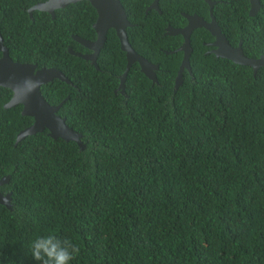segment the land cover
<instances>
[{
	"label": "trees",
	"instance_id": "1",
	"mask_svg": "<svg viewBox=\"0 0 264 264\" xmlns=\"http://www.w3.org/2000/svg\"><path fill=\"white\" fill-rule=\"evenodd\" d=\"M43 1L0 0V34L10 22L14 61L59 68L71 79L57 80L46 96L52 104L70 96L60 113L87 146L46 132L15 144L33 118L20 105L6 109L12 91L0 86V179L9 177L11 192V207L0 204V264H37L29 244L47 232L81 246L72 264H264V67L254 75L250 66L206 54L193 38L194 76L178 89L174 79L150 89V78L139 73L142 86L129 76L134 89L121 104L100 92L106 77L66 49L72 34L95 38L90 2L58 10L74 23L66 30L49 24L44 45L34 41L36 28H15V17H29ZM122 1L125 8L139 2ZM193 1L207 16L209 5ZM250 7V0H223L214 12L230 44L242 40L245 55L259 58L264 3L255 16ZM127 13L148 18L142 7ZM110 35L122 65L126 56ZM130 38L144 48L140 33L130 29ZM109 46L104 61H112Z\"/></svg>",
	"mask_w": 264,
	"mask_h": 264
},
{
	"label": "flooded vegetation",
	"instance_id": "2",
	"mask_svg": "<svg viewBox=\"0 0 264 264\" xmlns=\"http://www.w3.org/2000/svg\"><path fill=\"white\" fill-rule=\"evenodd\" d=\"M46 1L48 0H45L43 2ZM137 1L139 2L132 7H127V9L132 10L133 8L139 9V7H142L148 18L146 19V22H138L133 20L130 17L129 13L125 12L127 20L131 23L130 26H126L129 42L128 48H122L124 44L121 43L120 37L118 36L117 31L114 28H109L106 30V32L102 33V26L97 23V19L94 21H90L96 36L94 39H86L89 42L88 46L82 44L80 41L79 42L82 45L75 41V48L69 45L66 46V49L70 56L76 55L71 54L69 52V49L79 55H87L86 59L91 61H87L81 57L79 58L83 59L87 64L94 68L95 66L93 64H96V61L98 59V65L101 69V74L106 77V81H102V87L99 88L100 92L101 90L108 89L109 92L112 93L113 96L117 98L121 104L124 103L123 99H125V97H128L129 99L131 98V96L127 94V90L134 89V87L127 88L129 76H132L133 80L140 83V85L142 86H145V83H147L146 80L141 78L139 73L145 75V72L147 74V76H145L152 80V84L148 85L150 89H154V84H161V78H165V80L169 83H171L174 79L176 86H182L184 83V79L190 69L191 61L193 60L195 45V42H193V38L196 42L202 40L203 45L208 49V52L218 53L217 46L214 44L215 36H213L211 32L205 27H201L200 23L203 19L207 23H217L218 26H220V23L214 12V7L223 0H211L212 6L209 4L207 16L199 12V7H197L198 3L193 0ZM121 3L122 5H124L123 1ZM34 10L35 9H33L32 5V7L29 8V11L32 12ZM56 10L57 9H55L54 16L47 13L50 16V24L52 28L62 25L65 30L67 28L69 29L74 23L73 20H71V17H68L67 15L57 16ZM199 28H205L206 30H208L213 39L211 41L202 39L200 37L201 32L197 33V30ZM130 29H133L141 34L143 43L139 42V46H143L144 48L139 49L134 46V43L130 38ZM110 30L114 31L118 40L119 49L126 56V63L122 65L115 63V61L113 60V57H115L117 52L113 49H110L114 46L113 44L111 45L112 39ZM176 31H178V33ZM103 36H105V39H103ZM107 43L110 45L107 49V54L108 57L112 58V61H104L101 58V55L105 47L107 46ZM47 47L50 48V45L48 43V36ZM131 49H133V51L128 54ZM4 52L6 53V57L9 56L8 49L3 45H0V59L4 57ZM186 54L190 61V64H184ZM129 56L131 58L130 66H128L129 59L127 60ZM137 57L146 59L152 65V69H148L145 63H140L137 60ZM10 59L12 58L10 57ZM73 61L74 60L71 59L70 63H72ZM177 61H180V63L178 68L175 70ZM109 64L114 65V67L109 68ZM57 78L58 77L48 79L52 93H54V87L58 80ZM74 87L80 93L79 89L81 87ZM104 97H107V95H104ZM68 98H70V96H68ZM19 142H21V140L17 137L15 144H18Z\"/></svg>",
	"mask_w": 264,
	"mask_h": 264
},
{
	"label": "water",
	"instance_id": "3",
	"mask_svg": "<svg viewBox=\"0 0 264 264\" xmlns=\"http://www.w3.org/2000/svg\"><path fill=\"white\" fill-rule=\"evenodd\" d=\"M79 1H88L96 9L98 18L97 23L102 26L101 32H106L109 28H114L120 37L123 49L129 47L128 34L126 26L131 23L126 18L123 5L120 0H48L42 4L36 5L35 8L46 10L54 16L55 9L66 7L70 4ZM211 6L212 1L206 0ZM251 7L249 14L256 15L260 9V0H250ZM201 27L208 29L213 36H215L214 44L217 46L218 57L229 59L236 64L243 66H250L254 70V75L257 70L264 67V55L259 58L247 57L242 48V41L237 47L232 46L223 32L221 26L217 23H207L202 19ZM178 33V31H176ZM105 39V36H103ZM85 42V41H82ZM0 45H3L0 39ZM133 49L130 50L131 53ZM128 66H130V56ZM137 60L146 65L148 69H152V65L144 58L137 57ZM185 64H188V57ZM58 77L65 82H71L66 74L56 68H37L36 64L14 62L6 54L0 59V86L8 88L12 91V98L6 105V108L23 106L22 115L33 118V124L27 129L23 130L19 135L21 140L25 136L35 134L36 132H45V127L50 131L49 136L55 140L63 139L66 141H75L80 148H86V144L82 141L83 135L74 130L66 122L65 118L55 115V112L60 106L50 107L41 97V85L46 79H53ZM38 80L35 86L32 87V82ZM9 178H3L7 181ZM0 202L6 203L10 206L9 196L6 198L0 194Z\"/></svg>",
	"mask_w": 264,
	"mask_h": 264
},
{
	"label": "clouds",
	"instance_id": "4",
	"mask_svg": "<svg viewBox=\"0 0 264 264\" xmlns=\"http://www.w3.org/2000/svg\"><path fill=\"white\" fill-rule=\"evenodd\" d=\"M204 1L209 5V3L206 0H204ZM121 2H122V0H121ZM42 3L43 2H40L38 4H42ZM261 3H264V0H261ZM38 4H36V5H38ZM73 4H76V3H73ZM36 5L33 6V9H35L34 11H32V12L29 11V14H30L29 17H15L14 18V21L17 24L15 26V28L16 29H20V30H22L24 28H36L38 30V32H34V34H33L34 41H35V43H39V44L44 45V39L42 38V35L47 32L46 28L50 24V16L47 13H49L50 15H51V13L46 11V10H40L39 8H35ZM70 5L66 6L65 8L64 7L60 8V9H66ZM123 8H124V11L127 12V8H125L124 5H123ZM60 9L56 10V15L57 16L59 14L58 10H60ZM36 11H41L42 13H36L35 14ZM5 28H6V33L4 35L0 34V39L2 40L3 46L8 49L9 56L12 58L14 54H13V52L11 50L12 45H13V41L9 37V36H12V34L10 33V29H11L10 22L5 25ZM71 37L73 39L74 45H69V46H72L73 48H75V43L76 42H78V43L81 42L82 44L87 45V46L89 45V42L86 40V39H89V38H83V37H81L79 35H76V34H72ZM90 39H94V38H90ZM82 41H85V42H82ZM242 44H243V42H242ZM207 50L205 52L206 54H215L213 52H208ZM69 52L71 54H73V55L78 56V58L81 57V58H83V59H85L87 61H91V60L86 59L87 55H82V54L79 55V54L75 53L74 51H71L70 49H69ZM5 54L6 53L4 52V55ZM186 58H187V54H186ZM193 60H194V58H193ZM14 62H17V61H14ZM185 62H186V59L184 61V64H185ZM30 64H35V63H30ZM188 64H190L189 59H188ZM93 65L95 66V68H96V70L98 72H101V69H100V67L98 65V59L96 61V64H93ZM43 67H46V66H43ZM37 68H42V67H38L37 66ZM47 68H54V67H47ZM60 71H62V70H60ZM257 72H256V74H257ZM188 73L191 76H194L192 61H191L190 69H189ZM253 73H254V70H253ZM144 74L147 76V74L145 72H144ZM57 79L59 80V78H57ZM185 79H186V77H185ZM69 80L71 81V79H69ZM61 81H63V80H61ZM37 82H38V80L33 81L32 82V87L35 86ZM68 83H71V82H68ZM183 85H184V83H183ZM180 87L181 86H176L175 85L176 89H178ZM47 93L50 94V95L53 94L52 91H51V87H50L48 79H46L45 81L42 82V85H41V97L44 99L45 103L48 106H50V107L60 106L59 109L55 112V115H57V116H59L61 118H65L66 122H67V118L63 117L60 112H61V109L63 108L66 100L69 99V98L67 97V98L63 99L58 104H52L48 100V98L46 96ZM11 98H12V96H11ZM10 99L8 100L7 104L9 103ZM6 105H5V108H6ZM15 107H17V106H15ZM11 108H14V107H11ZM7 109H9V108H7ZM22 109H23V106H21V110ZM67 124H68V122H67ZM45 129H46L45 132L49 135V133H50L49 129L47 127H45ZM73 129L76 130L78 133L82 134L77 129H75V128H73ZM21 132H20V134H21ZM37 133H41V132L38 131L35 134H37ZM35 134H32V135H35ZM19 135H18V137H19ZM32 135H28V136H32ZM28 136H25L24 138H22L21 141L24 140ZM82 141L87 146V142H85L83 138H82ZM3 178H7V177H3ZM3 178L0 179V194H2V196H4L5 198L7 196H9L10 206H8L6 203H3V202H0V204H4V205H7L8 207H11V192H7V191L5 192V189H4V184L6 182H8L9 180L2 182ZM29 251H30L32 259L34 261H36L37 264H72V261L74 259H76L81 254V246L79 244L73 242L71 239H69L67 237H64V238L60 237L55 232H47V233H44V234L37 235L34 239L31 240V242L29 244Z\"/></svg>",
	"mask_w": 264,
	"mask_h": 264
}]
</instances>
